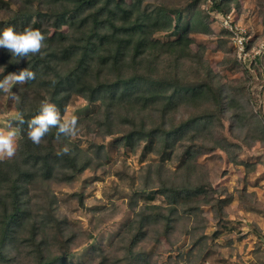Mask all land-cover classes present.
Returning <instances> with one entry per match:
<instances>
[{
	"label": "trees",
	"instance_id": "obj_1",
	"mask_svg": "<svg viewBox=\"0 0 264 264\" xmlns=\"http://www.w3.org/2000/svg\"><path fill=\"white\" fill-rule=\"evenodd\" d=\"M145 1L131 0L130 5H122L121 0H15L16 9L5 11L7 17L0 20V31L8 27L21 32L32 28L45 36L40 51L19 62L8 49L0 48V79L25 68L35 72V79L27 81L19 93L21 120L17 125L20 139L16 154L0 160V264H22L23 252L28 249L32 264H75L71 254H52L56 241L60 242L67 232L57 223V233L50 234L53 226H49V217L36 212L29 197L33 184L56 176L71 183L92 164L80 146L69 141L70 136L57 135L56 127L39 144L27 136L28 122L39 114L35 104L62 93L72 92L90 104L100 103L97 111L77 124L100 121L107 128L106 135L122 133L120 141L128 148L145 143V153L165 155L169 151L162 165L140 181L143 189L134 193L139 198L147 193L145 201H154L159 195L165 205L142 206L128 223L130 228L121 230L111 244L132 239L128 247L123 245L127 264H132L130 259H134L139 241L148 235L145 229L149 226L161 227L159 233L168 236L181 222L187 225L182 228L184 234L192 237L191 220L200 219L204 207H216L221 214L231 202L197 161L200 151H193L201 147L232 154L231 149L237 146L223 136L225 88L203 57L189 48L191 32L206 33L209 27L201 16L192 14L191 21L183 25L180 15L176 20L178 37L162 42L156 34L159 18L166 10L145 6ZM50 29L55 33L48 38ZM229 96L232 108L234 98ZM177 145L187 148L181 156L176 153ZM232 157L233 163L240 162ZM175 159L177 169L170 172L165 161ZM244 165L253 169L248 163ZM136 208L132 206V210ZM73 240L71 237L68 243ZM93 251L101 256L106 253L101 247ZM110 255V251L106 253ZM123 260L116 256L113 264ZM89 261L95 263L92 257ZM98 264H106V258Z\"/></svg>",
	"mask_w": 264,
	"mask_h": 264
},
{
	"label": "rangeland",
	"instance_id": "obj_2",
	"mask_svg": "<svg viewBox=\"0 0 264 264\" xmlns=\"http://www.w3.org/2000/svg\"><path fill=\"white\" fill-rule=\"evenodd\" d=\"M121 1L122 5L131 4V0ZM224 1L147 0L144 3L150 8L166 10L159 18V31L156 34L162 42L178 37L176 20L180 15L183 25L191 21L192 14L201 16L203 23L210 28L206 33L191 32L189 48L203 57L219 85L225 88L223 136L237 146L231 149L232 154L221 149L213 152L201 147L193 149L194 152L200 151L197 161L208 170L210 181L225 191L223 197L231 200L223 210L225 214H219L216 207H204L203 216L191 220L192 237L184 234L183 229L187 225L182 226L181 222L168 236L159 233L161 227L149 226L145 229L148 235L139 241L134 259H130L132 264L262 263L259 237L264 228V0H229L227 6H222ZM14 2L0 0V20L7 17L5 11L16 9ZM225 18L232 21V27L239 25L247 31L245 54L241 55L236 48L233 38L235 28L230 31L231 28L226 30L223 26ZM48 33V38H51L55 32L50 29ZM26 83H14L10 92L0 93V131H14L16 150L20 139L17 127L21 120L18 112L19 93ZM12 92L16 94L15 99L10 98ZM229 93L234 98L232 108L228 105L231 98ZM44 103L54 104L63 121L75 117L76 122L97 111L100 106L99 102L90 104L72 92L36 103L35 108H40ZM92 117L95 118V115ZM117 118L119 122L123 119L120 113ZM87 121L76 125L75 134L69 137V141L79 145L83 153L92 159L91 167L71 183H64L56 176L49 181L33 184L29 197L36 212L49 217V226H53L49 229L50 234L57 233V223L63 225L67 232L52 247L54 256L71 254L70 260L75 264H98L99 261L105 262V258L106 264H113L116 256L120 260L126 259L127 251L123 245L128 247L132 239L126 240V243L120 241L114 246L111 244L118 233L134 220L135 213L145 205H165L163 197L159 195L155 196L154 201H145L147 193L142 198L135 197L134 193L143 189L140 181L162 165L163 157L169 151L165 155L145 153V143L128 148L120 141L122 133L106 135L107 128L101 126L100 121ZM215 126L218 131L219 126ZM118 128L116 126V130ZM56 145L58 147V143ZM177 146L176 153L181 156L187 148ZM16 150L10 157L0 153V160L14 157ZM232 156H236L240 162L233 163L229 158ZM245 163L253 169H247ZM177 164L176 159L173 162L165 161L170 172L176 171ZM156 179L157 176H154ZM152 183H155L153 179ZM133 204L137 206L136 210H132ZM71 237L74 240L68 243ZM199 238L201 241L197 240ZM99 247L106 253L110 251L111 255L107 257L104 253L101 256L93 251ZM29 250L23 252L22 264L34 262L30 254L33 262L28 260ZM139 256L144 258L138 259ZM90 257L95 263L89 261ZM123 261L116 264H127Z\"/></svg>",
	"mask_w": 264,
	"mask_h": 264
},
{
	"label": "clouds",
	"instance_id": "obj_3",
	"mask_svg": "<svg viewBox=\"0 0 264 264\" xmlns=\"http://www.w3.org/2000/svg\"><path fill=\"white\" fill-rule=\"evenodd\" d=\"M45 36L39 29L26 28L24 31H16L8 27L0 31V48L8 49L12 56L19 59L36 54L44 44ZM35 79V72L25 68L18 74L11 73L0 79V92H10L14 83H25ZM11 99L16 98L12 92ZM76 118L61 121L57 107L51 103L41 105L39 114L28 122V138L35 144L41 142L52 127L57 128V135L71 136L76 131ZM14 131H0V153L12 156L16 150L14 142ZM67 151V149H65Z\"/></svg>",
	"mask_w": 264,
	"mask_h": 264
},
{
	"label": "built area",
	"instance_id": "obj_4",
	"mask_svg": "<svg viewBox=\"0 0 264 264\" xmlns=\"http://www.w3.org/2000/svg\"><path fill=\"white\" fill-rule=\"evenodd\" d=\"M212 1V0H211ZM232 21L228 18H225L224 19V22H223V26L225 27L226 30H230L229 28H231L230 31H233V29L235 28V32H234V39L236 40V48L239 49L241 52V55L242 54H245L246 53V47L248 45V40H247V31H244V28H241V27H238V26H235V27H232ZM259 242H260V246H261V251L263 253V259H262V263L261 264H264V228L262 229L261 231V234H260V237H259Z\"/></svg>",
	"mask_w": 264,
	"mask_h": 264
},
{
	"label": "bare ground",
	"instance_id": "obj_5",
	"mask_svg": "<svg viewBox=\"0 0 264 264\" xmlns=\"http://www.w3.org/2000/svg\"><path fill=\"white\" fill-rule=\"evenodd\" d=\"M73 261V260H72Z\"/></svg>",
	"mask_w": 264,
	"mask_h": 264
}]
</instances>
